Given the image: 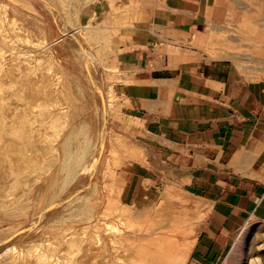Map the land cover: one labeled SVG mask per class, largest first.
Returning <instances> with one entry per match:
<instances>
[{"label": "rangeland", "instance_id": "1", "mask_svg": "<svg viewBox=\"0 0 264 264\" xmlns=\"http://www.w3.org/2000/svg\"><path fill=\"white\" fill-rule=\"evenodd\" d=\"M81 1L0 0V251L15 248L28 262L17 264H104L121 229L127 240L170 232L191 246L183 264H264L262 221L229 232L220 252L200 242L211 192L194 189L178 160H148L147 120L122 94L120 72L100 62ZM232 3L223 22L201 26L195 39L161 34L156 50L231 60L248 82H264V0Z\"/></svg>", "mask_w": 264, "mask_h": 264}, {"label": "crops", "instance_id": "2", "mask_svg": "<svg viewBox=\"0 0 264 264\" xmlns=\"http://www.w3.org/2000/svg\"><path fill=\"white\" fill-rule=\"evenodd\" d=\"M262 1V0H257ZM232 0H82L98 48L128 84L147 120V158L178 160L214 206L200 242L220 252L249 220L264 222V82H248L231 60H183L156 50L161 34L194 38L223 22ZM195 39V38H194ZM157 51V52H156ZM172 165V164H171ZM169 166V165H168ZM175 167V165H172ZM233 224V225H230ZM207 251V252H208Z\"/></svg>", "mask_w": 264, "mask_h": 264}, {"label": "bare ground", "instance_id": "3", "mask_svg": "<svg viewBox=\"0 0 264 264\" xmlns=\"http://www.w3.org/2000/svg\"><path fill=\"white\" fill-rule=\"evenodd\" d=\"M14 1H19V0H14ZM14 3V2H13ZM2 21V20H1ZM4 22V21H3ZM7 22L8 25L10 24V26L14 27V29H16V32L18 34L22 33L21 29L19 28V25L17 23V21L15 20L14 17H8L7 18ZM2 23V22H1ZM11 28V27H10ZM18 59V58H17ZM7 62H10V60H8ZM17 63V62H16ZM15 63V64H16ZM20 63V62H19ZM22 63V62H21ZM23 63H25L23 61ZM9 64V63H7ZM22 64H19V66ZM8 66V65H6ZM11 65L8 66V68H10ZM16 66V65H15ZM17 67V66H16ZM35 67V66H34ZM12 68V67H11ZM14 68V67H13ZM33 76V75H31ZM37 77V76H36ZM36 77H34L36 79ZM38 81V80H37ZM33 83V80H32ZM36 83V82H35ZM24 92V91H23ZM21 93V92H20ZM19 93V94H20ZM16 112V111H15ZM14 112V113H15ZM15 115V114H14ZM13 115V116H14ZM99 125V124H98ZM9 125H7L6 127H8ZM41 129V128H40ZM101 130V129H100ZM38 132V131H37ZM101 139V138H100ZM9 140V139H8ZM101 145V144H100ZM98 147V146H97ZM100 147V146H99ZM100 150V149H99ZM98 150V153H99ZM97 152V151H96ZM97 153V154H98ZM11 154V153H10ZM96 154V153H95ZM9 155V154H8ZM12 155V154H11ZM14 155V154H13ZM17 155V154H16ZM15 155V156H16ZM3 154H0V159H3ZM10 156V155H9ZM98 156V155H97ZM94 155V159L97 157ZM5 157V156H4ZM8 157V156H7ZM6 158V157H5ZM8 159V158H7ZM15 160V159H14ZM98 160V159H97ZM13 161V160H12ZM15 163V162H14ZM10 164V163H9ZM95 164V163H94ZM13 165V164H12ZM15 166V165H14ZM95 166V165H94ZM180 211V210H178ZM177 211V212H178ZM176 212V211H175ZM181 212V211H180ZM178 212L177 215L180 213ZM183 214V213H182ZM174 215V214H173ZM186 215V214H185ZM181 216V215H180ZM176 217V215H175ZM178 217V216H177ZM176 217V218H177ZM181 218V217H179ZM178 218V219H179ZM182 221V219L180 220ZM171 222V221H170ZM169 222V223H170ZM176 222V220H175ZM178 222V221H177ZM168 223V224H169ZM174 223V222H173ZM181 223V222H180ZM167 224V225H168ZM172 224V223H171ZM170 225V224H169ZM114 227V226H113ZM118 227V226H117ZM118 229V228H116ZM172 229V228H171ZM165 230V229H164ZM168 230V229H167ZM179 230V227H178ZM110 232V231H109ZM117 235L112 238L113 242L115 243L114 249H113V253L114 256L113 258H111L109 255L106 256L104 255V264H121V262L126 258V257H133L136 262L138 264H183L184 261H186V259L189 257L190 255V247L186 248L181 244L180 241L176 240L174 235H171L170 232L167 235H161L157 234L158 237L153 236L152 239H148L146 237H133L130 240H127L125 237V233H122L121 229L116 230ZM115 232V233H116ZM124 232V231H123ZM173 233V232H172ZM177 234V233H175ZM129 236V235H128ZM151 237V236H150ZM148 237V238H150ZM155 237V238H154ZM175 237V238H174ZM128 241V243L130 244V247H125L123 248V245L121 243H123L124 241ZM100 241V240H99ZM111 241V240H110ZM101 242V241H100ZM98 243V241H97ZM99 244V243H98ZM102 244V243H101ZM91 245V244H90ZM94 245V244H93ZM97 246V244H96ZM189 245H187L188 247ZM88 247V246H87ZM90 248V247H89ZM92 248V246H91ZM88 249V248H87ZM128 249V250H126ZM15 251V248H10V249H5L3 251H0V264H6V262H11L13 261V263H21L23 261V257L18 258V255H15L12 253ZM107 251V250H106ZM105 251V252H106ZM91 251L88 252V254ZM16 253V252H15ZM93 253V252H92ZM83 254V251H82ZM87 254V255H88ZM91 254V253H90ZM85 255V256H87ZM103 255V254H102ZM25 256V255H24ZM85 256H82V260L85 261ZM34 260V259H32ZM81 260V262L83 263V261ZM25 261V259H24ZM26 262V261H25ZM28 263V262H26ZM63 263V261H62ZM24 264V262H23ZM55 264H61V261L59 259V262L56 261ZM85 264V263H84Z\"/></svg>", "mask_w": 264, "mask_h": 264}]
</instances>
